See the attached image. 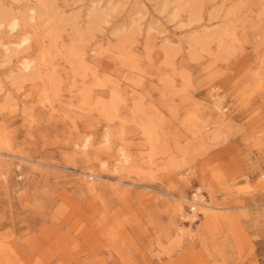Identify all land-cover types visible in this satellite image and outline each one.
I'll return each mask as SVG.
<instances>
[{
    "label": "rangeland",
    "instance_id": "obj_1",
    "mask_svg": "<svg viewBox=\"0 0 264 264\" xmlns=\"http://www.w3.org/2000/svg\"><path fill=\"white\" fill-rule=\"evenodd\" d=\"M0 264H264V0H0Z\"/></svg>",
    "mask_w": 264,
    "mask_h": 264
},
{
    "label": "bare ground",
    "instance_id": "obj_2",
    "mask_svg": "<svg viewBox=\"0 0 264 264\" xmlns=\"http://www.w3.org/2000/svg\"><path fill=\"white\" fill-rule=\"evenodd\" d=\"M165 5H166V4H165ZM167 5H168V4H167ZM179 5H180V4H179ZM180 6H181V5H180ZM166 8H167V7H166ZM96 9H97V8H96ZM164 9H165V8H164ZM111 10H112V9H111ZM113 10H114V9H113ZM113 10H112V11H113ZM178 10H179V9H178ZM31 11L34 13V10H33V9H32ZM97 11H98V10H97ZM97 11H93V12H91V14L93 15V17H99V18H97V19L94 18V20H98V19L100 20V19H101L100 21L98 20L99 23H101L102 20H103V21L106 20V19H103V18H105V17H102V15L99 14L100 12H97ZM102 13H103V12H102ZM105 13H106V12H105ZM105 13H104V14H105ZM176 13H177V12H176ZM2 15H3V14H2ZM106 15H110V14L107 13ZM91 17H92V16H91ZM109 17H110V16H109ZM106 18H107V17H106ZM31 19H34V17L32 16ZM107 19H108V18H107ZM91 20H92V19H91ZM94 20H93V21H94ZM94 22H96V21H94ZM106 22H107V21H106ZM90 23H91V22H90ZM97 23H98V22H97ZM97 23H96V24H97ZM99 23H98V24H99ZM103 23H104V22H103ZM101 24H102V23H101ZM101 24H100V25H101ZM15 25H16V22H14V24H13V29L15 28ZM90 25H92V24H90ZM100 25H96V27H97V26L100 27ZM93 27L95 28V26L92 25V29H94ZM97 28H98V27H97ZM98 29H99V28H98ZM94 30H96V29H94ZM90 31H91V30H90ZM92 32H93V31H92ZM24 41H25V40H24ZM24 41L20 43L21 46H22V44H24ZM29 69H30V63H28V62L23 63V71H24V72H28ZM117 97H118V96H117ZM147 133H148V131L146 132V134H147ZM151 140H152V139H151ZM107 141H108V140H107ZM121 158H122V159H121V162H122L123 164L128 162V158L125 156V154H122V155H121ZM91 176L93 177V179H95V175L91 174ZM92 177H91V178H92ZM197 198L199 199L198 195H196V199H197ZM195 204H196V205H200V207L202 208V211H204L205 213H208V212H210V211H212V210H214V209H218V207L214 206L213 204H210V205H209V204H207V203H205V202H203V201L195 202ZM193 209H194V208H193ZM200 210H201V209H200ZM194 217H195V216H194Z\"/></svg>",
    "mask_w": 264,
    "mask_h": 264
}]
</instances>
